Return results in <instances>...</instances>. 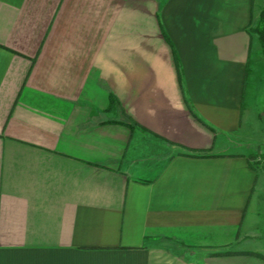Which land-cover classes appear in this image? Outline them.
Wrapping results in <instances>:
<instances>
[{
	"label": "crops",
	"instance_id": "0c3cea01",
	"mask_svg": "<svg viewBox=\"0 0 264 264\" xmlns=\"http://www.w3.org/2000/svg\"><path fill=\"white\" fill-rule=\"evenodd\" d=\"M263 12L0 0V264H264V148L223 149Z\"/></svg>",
	"mask_w": 264,
	"mask_h": 264
},
{
	"label": "rangeland",
	"instance_id": "374dc122",
	"mask_svg": "<svg viewBox=\"0 0 264 264\" xmlns=\"http://www.w3.org/2000/svg\"><path fill=\"white\" fill-rule=\"evenodd\" d=\"M256 51L257 49L253 59V76L248 79L242 131L236 139L229 140L223 147L228 152L252 153L258 151L259 146L264 148V54L262 51L256 54ZM256 55L261 57L257 59Z\"/></svg>",
	"mask_w": 264,
	"mask_h": 264
},
{
	"label": "trees",
	"instance_id": "16d2710c",
	"mask_svg": "<svg viewBox=\"0 0 264 264\" xmlns=\"http://www.w3.org/2000/svg\"><path fill=\"white\" fill-rule=\"evenodd\" d=\"M255 31L258 34V37H259V40H260V45H261V51L264 54V12L262 14V18H261L259 27H257V29H255ZM180 75H181V78H182V74L181 73H180ZM112 103H115L114 99H112ZM189 155H192V156H208L209 154L194 152V153H190Z\"/></svg>",
	"mask_w": 264,
	"mask_h": 264
}]
</instances>
